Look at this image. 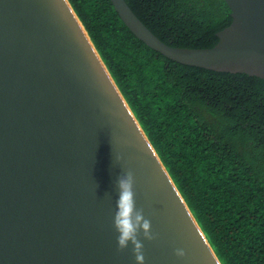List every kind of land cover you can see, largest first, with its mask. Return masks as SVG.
Listing matches in <instances>:
<instances>
[{
  "label": "water",
  "instance_id": "1",
  "mask_svg": "<svg viewBox=\"0 0 264 264\" xmlns=\"http://www.w3.org/2000/svg\"><path fill=\"white\" fill-rule=\"evenodd\" d=\"M225 1L218 42L192 48L111 0L167 58L264 78V0ZM129 170L157 234L140 236L145 264H222L69 0H0V264H137L113 226Z\"/></svg>",
  "mask_w": 264,
  "mask_h": 264
},
{
  "label": "trees",
  "instance_id": "2",
  "mask_svg": "<svg viewBox=\"0 0 264 264\" xmlns=\"http://www.w3.org/2000/svg\"><path fill=\"white\" fill-rule=\"evenodd\" d=\"M172 46H214L225 0H126ZM222 264H264V78L173 61L111 0H69Z\"/></svg>",
  "mask_w": 264,
  "mask_h": 264
},
{
  "label": "clouds",
  "instance_id": "3",
  "mask_svg": "<svg viewBox=\"0 0 264 264\" xmlns=\"http://www.w3.org/2000/svg\"><path fill=\"white\" fill-rule=\"evenodd\" d=\"M122 158V157H121ZM117 210L113 218V226L118 233L117 247L123 251L131 243L132 251L137 264H145L144 243L141 234L146 240H155L157 234L152 231L151 220L144 215L143 208H137L135 193V175L129 170L116 180ZM176 255H186L184 249H176Z\"/></svg>",
  "mask_w": 264,
  "mask_h": 264
}]
</instances>
